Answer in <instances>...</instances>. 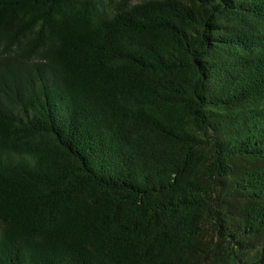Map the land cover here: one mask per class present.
<instances>
[{
	"label": "trees",
	"instance_id": "16d2710c",
	"mask_svg": "<svg viewBox=\"0 0 264 264\" xmlns=\"http://www.w3.org/2000/svg\"><path fill=\"white\" fill-rule=\"evenodd\" d=\"M0 264H264V0H0Z\"/></svg>",
	"mask_w": 264,
	"mask_h": 264
}]
</instances>
